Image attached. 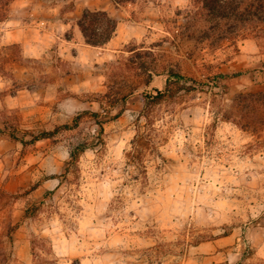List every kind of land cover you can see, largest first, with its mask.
<instances>
[{
  "label": "rangeland",
  "instance_id": "374dc122",
  "mask_svg": "<svg viewBox=\"0 0 264 264\" xmlns=\"http://www.w3.org/2000/svg\"><path fill=\"white\" fill-rule=\"evenodd\" d=\"M129 1L144 24L112 57L0 46V264H264L251 247L264 225V119L244 96L264 91L253 69L264 22L209 21L194 0ZM169 70L185 81L154 106L158 153L137 170L125 154L143 94L163 90Z\"/></svg>",
  "mask_w": 264,
  "mask_h": 264
},
{
  "label": "crops",
  "instance_id": "0c3cea01",
  "mask_svg": "<svg viewBox=\"0 0 264 264\" xmlns=\"http://www.w3.org/2000/svg\"><path fill=\"white\" fill-rule=\"evenodd\" d=\"M169 1L179 7L186 2ZM67 3L69 6L65 9ZM132 5L129 0H12L8 5L7 17L0 21V46L15 44L19 46L21 54L28 58L57 54L68 61L77 62L90 61L98 56V59L112 57L119 47L138 37L139 24H144L131 18ZM87 10L104 11L116 21L114 34L102 46L87 44L79 28L78 23ZM240 52L251 60L255 59L254 54L259 53V48L255 40L246 38L240 45ZM258 59L263 66L259 70L256 66L253 69L264 86V53ZM251 241L254 255L264 261V225L253 230Z\"/></svg>",
  "mask_w": 264,
  "mask_h": 264
},
{
  "label": "trees",
  "instance_id": "16d2710c",
  "mask_svg": "<svg viewBox=\"0 0 264 264\" xmlns=\"http://www.w3.org/2000/svg\"><path fill=\"white\" fill-rule=\"evenodd\" d=\"M12 0H0V21L7 17V7ZM195 3H200L201 8L205 10V16L207 19H225L232 20L234 25H239L246 20H250L249 16L256 17L258 21L264 22V0H194ZM3 7V10H1ZM1 11H4L1 13ZM245 15V16H244ZM248 16V17H246ZM251 18V17H250ZM79 28L83 34L85 42L93 46L104 45L114 34L116 21L109 17L104 11H84L82 17L78 23ZM246 38V37H244ZM15 44H13L14 46ZM237 74H217L216 77L228 78L236 76ZM185 81V77L180 73L173 70H169L166 87L162 89L155 88L153 92L143 94L144 107L141 112L136 117L135 123V133L130 141V150L126 152L125 156L127 163L134 166L137 170H145V163L150 157L158 153L159 141L155 137L156 127L154 123V118L151 112L155 105L160 104L168 98H172L177 89H173L171 83H180ZM192 81V80H191ZM185 84V83H184ZM188 89H193V86H184ZM227 92V86L224 84L222 93ZM245 97L250 98L251 110L255 114V117L262 121L264 119L263 114L257 115L259 107L264 110V91H256L252 93H247ZM88 113L83 111L74 117L72 123L62 124L56 126L52 130H43L37 134L32 135L29 143H34L40 139L53 137L58 132L62 130H69L75 128L78 125L80 118ZM91 115L97 116V113H92ZM244 128V126H241ZM12 139L18 140L16 136L11 135ZM21 143H26L24 140H20ZM84 146L74 148L70 152L71 160L69 164H74L77 160L78 154L83 152ZM16 228L13 225L10 229L14 230Z\"/></svg>",
  "mask_w": 264,
  "mask_h": 264
}]
</instances>
